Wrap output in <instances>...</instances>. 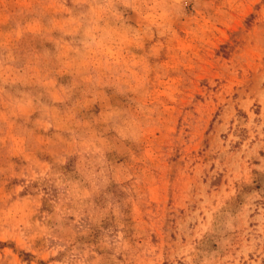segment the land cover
<instances>
[{
    "label": "rangeland",
    "instance_id": "374dc122",
    "mask_svg": "<svg viewBox=\"0 0 264 264\" xmlns=\"http://www.w3.org/2000/svg\"><path fill=\"white\" fill-rule=\"evenodd\" d=\"M0 264H264V0H0Z\"/></svg>",
    "mask_w": 264,
    "mask_h": 264
}]
</instances>
